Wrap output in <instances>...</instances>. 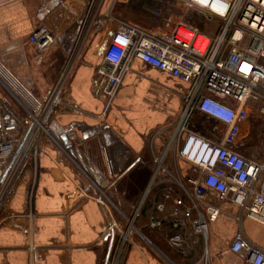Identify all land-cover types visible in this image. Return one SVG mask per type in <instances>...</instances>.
<instances>
[{
    "label": "crops",
    "instance_id": "0c3cea01",
    "mask_svg": "<svg viewBox=\"0 0 264 264\" xmlns=\"http://www.w3.org/2000/svg\"><path fill=\"white\" fill-rule=\"evenodd\" d=\"M90 1L0 0V103L11 107L25 127H31L27 115L38 114L73 52ZM110 1H105L103 13ZM41 9L47 12L43 23L37 16ZM42 24L56 41L40 53L28 38ZM105 35L100 30L89 36L63 93L0 203V264H32L33 248L43 254L44 264H103L118 234L105 236L108 226L115 222L118 230L123 229L127 215H134L149 187L141 217L134 223L142 235L148 232L149 244L160 251L135 241L124 264H248L229 250L239 226L228 215L210 224L207 242L188 224L180 230L183 244L173 247L165 240L174 232V198L183 194L163 174L150 185L157 169L154 158L163 153L179 120L188 84L135 60L115 104L102 117L104 101L94 95L93 80L102 62ZM258 104L262 108L263 101L252 104L250 113ZM250 113L242 133L248 146L254 149L258 144L261 151L250 154L243 145L239 152L262 163L264 113L254 112L252 117ZM70 130L78 140L66 144L63 137ZM165 165L184 182L196 174L171 154ZM78 187L88 197L69 210L67 198ZM153 221L160 225L153 228ZM243 230L264 248V226L245 218Z\"/></svg>",
    "mask_w": 264,
    "mask_h": 264
},
{
    "label": "built area",
    "instance_id": "2783aa9c",
    "mask_svg": "<svg viewBox=\"0 0 264 264\" xmlns=\"http://www.w3.org/2000/svg\"><path fill=\"white\" fill-rule=\"evenodd\" d=\"M105 1L91 0L88 4L73 52L40 111L32 115L31 127H25L11 107L0 103V203L63 93L89 36L101 30L105 31L106 43L93 80V93L104 101L102 117L115 104L135 60L188 84L179 120L163 153L154 158L157 169L150 185L163 174L183 194L174 198V232L165 235L167 243L173 247L184 243L180 230L185 224L207 242L210 224L228 215L239 226L229 250L242 255L248 264H264V248L243 230L245 218L264 226V162L239 152L244 145L243 124L248 120L251 105L263 101L264 113V0H180L220 22L214 35L185 23L170 31H150L113 15L114 0L103 13ZM37 16L43 23L46 10L41 9ZM28 41L43 53L56 37L42 24ZM66 138L69 144L78 140L74 130L68 131ZM170 154L196 174L184 182L170 173L165 165ZM149 191L150 187L132 217L134 221ZM87 197L81 188H76L67 198L69 210ZM158 209L163 211L164 206ZM131 221L122 232L115 222L108 226L105 236L118 231V238L103 264H124L134 227L130 226ZM151 225L157 228L160 222L153 221ZM31 259L32 264H44L43 254L36 248L32 249Z\"/></svg>",
    "mask_w": 264,
    "mask_h": 264
},
{
    "label": "rangeland",
    "instance_id": "374dc122",
    "mask_svg": "<svg viewBox=\"0 0 264 264\" xmlns=\"http://www.w3.org/2000/svg\"><path fill=\"white\" fill-rule=\"evenodd\" d=\"M112 10H113L112 11L113 15L117 16L118 18L126 20L130 23H133L141 28L150 31H170L176 25L180 23H185L187 25L199 29L203 33L214 35L216 34L220 25V22L218 20L212 18L204 11L195 9L180 0H114V3L112 5ZM261 109L262 108L258 104L255 105V109L253 111L259 113L262 111ZM253 113H250L251 117ZM27 118L30 122L32 123L34 122L32 118V114L27 115ZM262 133H264V131ZM244 134L242 135V142L244 143L245 147L244 146L243 147L247 150L249 149L250 154L252 152H254L255 154L260 153L261 150L257 149L259 148V146H257L258 144L253 145L255 147L254 149H252L251 145L248 146L249 141L246 134L245 135ZM127 216L129 217L128 219H126L124 228L121 229L120 232L125 231L129 228V221L132 220L133 222H135L134 219L132 218L133 215L128 214ZM133 225L134 227L131 228L132 235L129 236L131 243L130 245H128L127 250L133 247L135 241L141 242L149 247L150 245L148 241L149 239L145 236L147 233V236L150 238L148 232L146 231L142 235L138 231V229H136L137 228L136 224L133 223ZM117 236L118 234L116 235V240L118 238ZM150 246H151L150 248H152L154 251L157 250L156 251L157 253L160 251L157 247L153 245ZM162 248L165 251L168 250L165 247ZM168 263L173 264L170 262Z\"/></svg>",
    "mask_w": 264,
    "mask_h": 264
},
{
    "label": "trees",
    "instance_id": "16d2710c",
    "mask_svg": "<svg viewBox=\"0 0 264 264\" xmlns=\"http://www.w3.org/2000/svg\"><path fill=\"white\" fill-rule=\"evenodd\" d=\"M145 204V203H144ZM143 204V205H144ZM143 209H144V206H142V208H141V210H140V212L142 213V211H143ZM141 213H139V216H138V218H140L141 217Z\"/></svg>",
    "mask_w": 264,
    "mask_h": 264
},
{
    "label": "water",
    "instance_id": "95a60500",
    "mask_svg": "<svg viewBox=\"0 0 264 264\" xmlns=\"http://www.w3.org/2000/svg\"><path fill=\"white\" fill-rule=\"evenodd\" d=\"M63 140H64V142H65L66 144H68V140H67L66 137H63Z\"/></svg>",
    "mask_w": 264,
    "mask_h": 264
},
{
    "label": "bare ground",
    "instance_id": "6f19581e",
    "mask_svg": "<svg viewBox=\"0 0 264 264\" xmlns=\"http://www.w3.org/2000/svg\"><path fill=\"white\" fill-rule=\"evenodd\" d=\"M132 224H133V222L131 221V222H130V226H131V227H132Z\"/></svg>",
    "mask_w": 264,
    "mask_h": 264
}]
</instances>
